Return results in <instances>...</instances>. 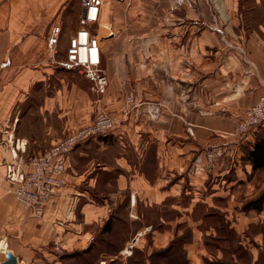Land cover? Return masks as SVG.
<instances>
[{
  "label": "crops",
  "instance_id": "obj_1",
  "mask_svg": "<svg viewBox=\"0 0 264 264\" xmlns=\"http://www.w3.org/2000/svg\"><path fill=\"white\" fill-rule=\"evenodd\" d=\"M102 1L98 20L87 23L84 0H0V264L7 250L17 264H84L86 255L94 256L86 264H97L101 247L119 252L133 239L129 248L144 249L148 234L160 247L173 232L161 229L160 214L149 233L146 208L187 200L190 207L214 206L215 198L228 199L235 184L264 167H254L250 158L257 140L264 139L259 134L264 123L232 134L241 113L264 94V20L237 24L235 4L222 0L220 10L229 20L224 29L233 43L227 46L215 26L189 22L198 17L210 22L213 12L204 2L172 11L174 0ZM251 7L264 12L259 0ZM55 25L61 27L57 53L48 44ZM87 27L99 39L109 81L105 93L96 92L85 75L59 65L71 35ZM246 28L247 38L240 39L236 30ZM179 30L186 32L181 41ZM129 94L162 102L161 116L151 119L137 109L113 132L78 144L57 197L44 216L31 214L14 194L8 169L28 167L34 155L91 122L101 109L122 116L130 109ZM151 156L154 168L147 170ZM212 172L221 178L217 184L209 183ZM260 204L248 203L250 213L235 225L263 227ZM117 234L127 239L115 242ZM219 234H207L205 244L198 236L187 244L190 264H204L210 246L231 255L214 245ZM252 240L259 250L262 228ZM256 254L262 259L257 264H264V252L253 250Z\"/></svg>",
  "mask_w": 264,
  "mask_h": 264
},
{
  "label": "rangeland",
  "instance_id": "obj_2",
  "mask_svg": "<svg viewBox=\"0 0 264 264\" xmlns=\"http://www.w3.org/2000/svg\"><path fill=\"white\" fill-rule=\"evenodd\" d=\"M76 1L79 2V0H76ZM230 1H232L235 4L233 9L236 10L235 17H236L237 24L238 23L247 24L248 22L251 21V18L253 19V21L264 20V12L258 7L256 8L251 7L252 4H257V0H230ZM259 1L262 4H264V0H259ZM203 2L206 3L210 11L212 10L213 12L212 13L213 16L210 19V22H208L207 20H206L207 22H205L204 20H201V18L199 17L189 22H193L194 24L202 23L204 24V26H206L205 28L207 27L211 28L212 26H215L214 31H216V33L221 36V38L224 40L227 46H232L233 43L231 41V38L227 37L229 33L228 31H226V29H224L225 25L228 26L229 20L224 19L222 12L220 10V6L222 5V0H174L172 1V5H170V10L174 11V10H178L180 8L186 7V6L198 8L201 6ZM83 5H84V8L86 9L85 0H84ZM78 7H79V4L77 3L76 11L78 10ZM184 20L186 21V19ZM220 23L223 24L222 26L223 28L218 26ZM194 33L195 34H192V35L196 37L197 36L196 31H194ZM236 33L239 34L240 39H241V36H243V38L246 39L247 35L249 34L247 28L246 30L244 29L242 31L236 30ZM76 34H77V31L74 32L69 39V44L66 49V57L64 59L67 58L68 48L70 46L71 39ZM185 34H186L185 30H179L178 39L181 41L182 39L181 37L183 35L185 36ZM58 46H59V43L57 47ZM53 52L57 53V48H56V51H53ZM244 58L247 59L246 56ZM101 66H102V63H101ZM74 71H76L79 74H82L76 69H74ZM263 95L264 94H262L258 98V100L250 106H254L257 102H259L260 98ZM126 100L128 104L130 105L129 107L130 109L127 112L123 113V115L120 117H118L116 114H113L112 112H109L105 109H101L98 112H107L108 114L114 117L115 116L118 117L121 121L123 120L125 121L129 117V115L132 113V111H135L137 109H141V112L146 113L151 119L159 118L163 112V108H164L163 103L159 101L153 102L152 100H147V99L139 100L133 94H129L128 96H126ZM98 112L96 113V115L98 114ZM243 112L241 113V115L243 114ZM96 115L94 116V118L96 117ZM94 118L92 119V121L94 120ZM258 127L259 125L257 126V128ZM69 132L70 131H68L66 134H68ZM232 132H230V135L231 133L234 135L235 134L237 135L236 131H232ZM259 134L264 136V128L259 129ZM53 144H51L48 148H50ZM247 148L248 146L245 147L244 149H247ZM45 150H43L42 152H44ZM210 151H215L216 155H219L218 152H220V154L222 153L221 151H218L215 149H211ZM209 154H211L210 156L215 157L214 152L209 153ZM36 155H34L26 163H28L29 165L31 160ZM70 156H71V153L68 158L67 168H68V163L70 161ZM154 164H155V161L152 156L149 157V159L145 161L147 170L153 169ZM17 167L21 168L20 166H17ZM26 168H27V164L25 168H21V169H26ZM263 168H260L259 170H257V172L252 173L250 180L235 184V186H233L230 190L231 195L229 196L228 199L221 200L219 198H215L214 206L206 207V206H203V204L202 205L196 204L193 207H190L189 205H191V203L189 200H187V201H182L176 207L166 204L164 206H161V210H157V209L154 210L153 208H146L145 210L146 219L150 221V224H151V225H148L147 227V231L149 233L153 230V226H156V227L158 226V222L160 221L159 220L160 214L162 217V221H161L162 223L160 225L161 229L165 230V229L171 228L173 234H172V238L168 240L167 244L162 245L160 247L155 246L153 242L151 241L152 235L148 234V238L146 239V245L144 249L143 247L129 248L130 245L132 246L133 239L129 241L128 246L123 247L122 250L119 252L116 251L113 246L101 247V250L98 251L97 264H190V260L188 257L189 251H188L187 244L193 243L194 240L199 241L197 236L200 237V241L203 242V244H205L206 243L205 236L207 234L217 235V232H220L222 234H219L221 236L220 239H215L214 245L218 244L219 246L227 247V249L231 252V255H228V257H225L224 251L218 252V249L214 248V246H210L211 247V248L209 247L210 252H207V255L204 256L205 257L204 259H206L204 264H218L217 260H221L223 262L225 261L231 262L232 260L236 262L235 264H257V261L260 260L261 258H260V255L258 254L253 255V250L258 253L260 251L264 252V249H263L264 242L261 245V247H259V250L256 251L254 249V243L252 242L253 241L252 236L253 234H256L257 231L261 230V228L264 231V225L263 227H260V225L254 224V223H251L248 225H244L242 223V225L238 227L237 225H235V223L238 222L239 217L246 216L247 213H250L251 209L248 207V203H250L252 200L257 201L258 204L260 203L262 204V205L260 204V206L262 207H257V208H264L263 206L264 205V169ZM217 169L220 171V168H217ZM16 170L19 171L18 168L16 169L13 166V171L15 172ZM8 172H9V169H8ZM8 172H7V177H8ZM204 172H206L205 168H204ZM212 173L213 174H209V177H208L209 183L217 184V182H219L221 178L219 175L216 174V172L215 173L212 172ZM15 182L16 181L13 179V182H12L13 192L16 195ZM56 197L57 196H55L54 199ZM208 210L212 211L215 215L203 216L207 213ZM216 213H219V216H217ZM169 219L172 220L171 224H168ZM195 226L197 230L196 232L199 233L197 234L196 237L194 236ZM173 238L174 239L178 238V239L177 241L173 242V244L170 246L169 243ZM125 239L127 238L125 237L124 234H117L114 241L123 242ZM186 241L188 243H186ZM61 250L62 249L58 247V251H61ZM93 259H94V256L86 255L85 258H83L82 262L86 264V263H89L90 261H93Z\"/></svg>",
  "mask_w": 264,
  "mask_h": 264
},
{
  "label": "built area",
  "instance_id": "obj_3",
  "mask_svg": "<svg viewBox=\"0 0 264 264\" xmlns=\"http://www.w3.org/2000/svg\"><path fill=\"white\" fill-rule=\"evenodd\" d=\"M102 0H85L87 13L85 22L98 20ZM61 34V27L55 25L48 39L51 51H56ZM56 53V52H54ZM102 59L98 38L90 29L82 28L71 39L67 58L59 65L68 70H78L93 82V88L105 93L108 77L101 66ZM122 121L107 112H98L94 120L74 128L50 148L36 155L26 169L13 171L9 168L8 178L15 182L18 199L30 210L31 214L42 217L47 206L58 195L64 183V174L70 153L80 144L93 137L109 134L117 129ZM264 123V95L254 106L244 110L236 124L237 135H243Z\"/></svg>",
  "mask_w": 264,
  "mask_h": 264
},
{
  "label": "trees",
  "instance_id": "obj_4",
  "mask_svg": "<svg viewBox=\"0 0 264 264\" xmlns=\"http://www.w3.org/2000/svg\"><path fill=\"white\" fill-rule=\"evenodd\" d=\"M259 138L255 143L254 150L250 152L254 167L264 165V139Z\"/></svg>",
  "mask_w": 264,
  "mask_h": 264
},
{
  "label": "water",
  "instance_id": "obj_5",
  "mask_svg": "<svg viewBox=\"0 0 264 264\" xmlns=\"http://www.w3.org/2000/svg\"><path fill=\"white\" fill-rule=\"evenodd\" d=\"M17 256L13 254L10 250L6 252V259L1 264H17Z\"/></svg>",
  "mask_w": 264,
  "mask_h": 264
}]
</instances>
